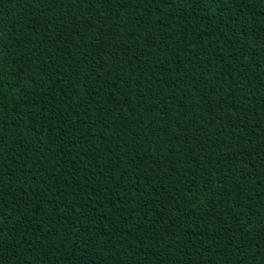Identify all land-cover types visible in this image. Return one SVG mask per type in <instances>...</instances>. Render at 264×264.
<instances>
[{
	"label": "trees",
	"instance_id": "1",
	"mask_svg": "<svg viewBox=\"0 0 264 264\" xmlns=\"http://www.w3.org/2000/svg\"><path fill=\"white\" fill-rule=\"evenodd\" d=\"M0 264H264V0H0Z\"/></svg>",
	"mask_w": 264,
	"mask_h": 264
}]
</instances>
